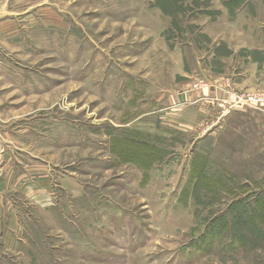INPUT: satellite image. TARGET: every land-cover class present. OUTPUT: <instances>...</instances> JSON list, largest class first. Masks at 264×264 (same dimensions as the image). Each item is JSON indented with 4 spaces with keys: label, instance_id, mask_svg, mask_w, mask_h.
<instances>
[{
    "label": "rangeland",
    "instance_id": "374dc122",
    "mask_svg": "<svg viewBox=\"0 0 264 264\" xmlns=\"http://www.w3.org/2000/svg\"><path fill=\"white\" fill-rule=\"evenodd\" d=\"M242 1L0 0V264H264L263 203L259 237L231 210L264 201V135L228 125L264 117Z\"/></svg>",
    "mask_w": 264,
    "mask_h": 264
},
{
    "label": "trees",
    "instance_id": "16d2710c",
    "mask_svg": "<svg viewBox=\"0 0 264 264\" xmlns=\"http://www.w3.org/2000/svg\"><path fill=\"white\" fill-rule=\"evenodd\" d=\"M243 1L241 2V0H232L231 3H226V6L228 9H230L231 11H234L235 8H237L238 6H240V4H242ZM123 146V145H122ZM158 148H150V149H141L139 151V153H137V158H138V163H142V161H146L149 162L150 160H156L159 159L160 155L157 152ZM123 153H125L126 149L122 148ZM126 154V153H125ZM261 202L264 205V201L261 200L259 202H257L256 204L252 205H243V202H237V203H233V205L231 206V210L234 212V214H236L237 218L234 220V229H236V231L239 233L241 232L242 234H246V232H254L253 234H257L259 237V233H262L259 230V226L260 224H257L256 226V222L261 223L262 219H257L256 217L258 216V214H255L253 210H259L260 209V204ZM252 205V206H251ZM256 205V207H255ZM231 212V213H233ZM239 214H241L242 217L239 216ZM228 226V222L226 221V219L222 218L219 221H217V223L215 224V226L213 227L212 231H208V233L205 235V237H209V236H213L215 239L219 236V234H221L225 228ZM236 232V234H238ZM214 240V239H213ZM243 240V239H242ZM212 241V240H210ZM198 249L202 250L201 247H198Z\"/></svg>",
    "mask_w": 264,
    "mask_h": 264
},
{
    "label": "crops",
    "instance_id": "0c3cea01",
    "mask_svg": "<svg viewBox=\"0 0 264 264\" xmlns=\"http://www.w3.org/2000/svg\"><path fill=\"white\" fill-rule=\"evenodd\" d=\"M190 98H192L194 100L192 102L193 105H195L197 107H199V105L203 106L204 102L201 100V95H198V96L191 95ZM237 110L238 109H234V110L230 111L232 116L228 120V125L230 124L231 126H233L231 128V132L230 133H235V136H238V137L243 136L242 137L243 141H244L245 138L247 140L248 139H253L255 141H257L258 138H260L262 140V135H264V117L261 120H259L258 122H255L254 120H252L251 121V126H250V118H248L249 119L247 121L248 124L243 122L242 126H241V125H239L238 121L236 120V118H237L236 117V111ZM254 113H258V111L257 112L256 111H248L247 112V114H251V115H253ZM232 117H234L235 119L232 122H229L230 120H232ZM237 129H241L242 130V132H239V133L242 134L241 136L238 135Z\"/></svg>",
    "mask_w": 264,
    "mask_h": 264
},
{
    "label": "built area",
    "instance_id": "2783aa9c",
    "mask_svg": "<svg viewBox=\"0 0 264 264\" xmlns=\"http://www.w3.org/2000/svg\"><path fill=\"white\" fill-rule=\"evenodd\" d=\"M238 98L239 104H246L253 108L264 106V94H254L247 97L242 95Z\"/></svg>",
    "mask_w": 264,
    "mask_h": 264
}]
</instances>
